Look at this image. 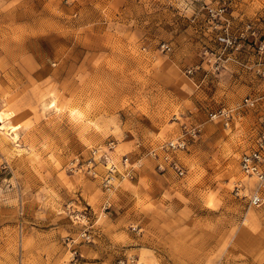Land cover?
I'll return each mask as SVG.
<instances>
[{
	"label": "rangeland",
	"instance_id": "1",
	"mask_svg": "<svg viewBox=\"0 0 264 264\" xmlns=\"http://www.w3.org/2000/svg\"><path fill=\"white\" fill-rule=\"evenodd\" d=\"M262 43L264 0H0V264H264ZM182 135L179 178L147 153Z\"/></svg>",
	"mask_w": 264,
	"mask_h": 264
},
{
	"label": "built area",
	"instance_id": "2",
	"mask_svg": "<svg viewBox=\"0 0 264 264\" xmlns=\"http://www.w3.org/2000/svg\"><path fill=\"white\" fill-rule=\"evenodd\" d=\"M220 41L229 42L225 39H221ZM234 44L235 41L230 39V48H233ZM258 49L264 51V44L262 43ZM163 50L168 51L169 49L168 47H164ZM259 67L257 73L262 81H264V68ZM257 102L258 100L250 97L244 98L234 108H222L216 112H212L209 115V121L220 123L228 128L241 111L255 108ZM186 133L191 139H195L199 133V129H189ZM187 148L188 140L182 135L175 140L163 143L157 148L150 150L147 153V157L156 163L159 171L170 170L179 178H183L185 176V170L175 157L177 153L185 151ZM107 162L110 168H107L105 187L110 189L117 171L116 165L111 159H107ZM122 168L124 170L123 176L129 177L132 172V167L127 164V159L124 161ZM239 171L245 181H240L234 185L233 191L235 196L244 199L249 207H261L264 204V119L260 120L258 126L253 129L250 148L239 159Z\"/></svg>",
	"mask_w": 264,
	"mask_h": 264
},
{
	"label": "bare ground",
	"instance_id": "3",
	"mask_svg": "<svg viewBox=\"0 0 264 264\" xmlns=\"http://www.w3.org/2000/svg\"><path fill=\"white\" fill-rule=\"evenodd\" d=\"M7 115H8V114H7ZM2 116H4V115H2ZM2 116L0 115V122H1V124L3 123V120H5V119L2 118ZM5 122H6V121H5ZM3 126H5V125H2V127H0L1 130L4 129ZM7 128H8V127H7ZM7 128H5L4 131H6V132L8 133V132L11 131V130H8ZM10 129H11V128H10ZM11 134H12V133H11ZM12 139L15 141V140L17 139V137L13 134ZM109 168H110V165H109Z\"/></svg>",
	"mask_w": 264,
	"mask_h": 264
},
{
	"label": "crops",
	"instance_id": "4",
	"mask_svg": "<svg viewBox=\"0 0 264 264\" xmlns=\"http://www.w3.org/2000/svg\"><path fill=\"white\" fill-rule=\"evenodd\" d=\"M243 65L248 66V63H246V64H245V63H242V66H243ZM257 65H258V66H257L256 68H258L259 66H261L262 68H264V66L261 65V64H257ZM259 68H260V67H259ZM240 77H241V76H240ZM240 80H241V78L239 79V78H236V77L232 79L233 83H236V82L241 83ZM263 194H264V193H263Z\"/></svg>",
	"mask_w": 264,
	"mask_h": 264
}]
</instances>
